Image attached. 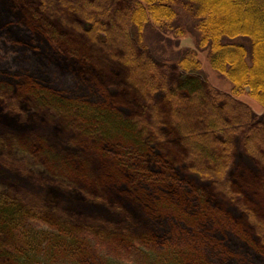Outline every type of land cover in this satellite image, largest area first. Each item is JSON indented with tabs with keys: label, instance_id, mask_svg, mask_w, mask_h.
<instances>
[{
	"label": "rangeland",
	"instance_id": "rangeland-1",
	"mask_svg": "<svg viewBox=\"0 0 264 264\" xmlns=\"http://www.w3.org/2000/svg\"><path fill=\"white\" fill-rule=\"evenodd\" d=\"M9 1L13 7L14 0ZM14 9L12 26L0 24L2 49L30 48L22 54L33 57L27 56L28 67L37 64L35 53L47 52L44 60L52 63L56 52L69 60L63 67L74 74L61 84L51 83L63 99L60 112L37 106L26 90L30 82L23 84L28 75L14 71L18 74L1 81L0 70V195L19 194L23 203L22 212L9 223L7 239L0 242V264H264V238L241 210L244 205L259 212L261 217L254 215L263 220L264 232V197L254 185L263 173L243 144L236 141L229 172L228 188L237 192L231 200L184 163H170L159 143L151 142L145 150L139 140L119 134L124 132L120 120L141 112L143 105L127 82L128 69L110 46L98 49L87 36L95 46L91 48L77 39L76 44L94 55L82 61L65 54V46L47 32L39 38L25 10ZM181 13L185 38L153 27L145 31V44L159 65L172 63L170 81L180 75L175 66L179 54L196 47L198 39L197 22ZM17 23L25 31L22 41L9 32ZM76 23L85 30L90 26ZM236 41L249 46L245 39ZM207 53H199L202 76L230 91ZM162 96L159 92L154 98L161 102ZM241 98L253 110V119L264 122L263 108ZM99 117L104 140L87 123V118ZM168 140L164 136L161 145ZM33 205L41 210L40 217Z\"/></svg>",
	"mask_w": 264,
	"mask_h": 264
},
{
	"label": "trees",
	"instance_id": "trees-1",
	"mask_svg": "<svg viewBox=\"0 0 264 264\" xmlns=\"http://www.w3.org/2000/svg\"><path fill=\"white\" fill-rule=\"evenodd\" d=\"M7 1L0 0V24L12 26L9 18L17 15L14 8L24 9L26 20L35 24L39 38L47 32L65 46V54L80 56L82 61L94 56L91 50L76 44L78 39L95 48L88 37L98 49L111 47L128 69L127 82L143 105L141 112H132L120 120L124 132L119 134L139 140L145 150L151 142L159 143L170 163H184L190 172L211 181L217 193L223 191L231 200H235L237 192L228 188L229 172L236 141H240L262 170L263 178L254 185L264 197V122L253 119V110L241 98L249 97L264 110V0H39L41 9L36 6L37 0H14V8ZM181 11L197 22L198 39L196 47L179 54L175 66L180 75L170 81L167 72L172 63L159 65L145 44V31L153 27L176 39L185 38L188 30ZM69 14L73 15L70 22ZM77 20L89 23V28L79 27ZM9 32L18 41L25 34L19 23ZM74 33L77 35L73 37ZM239 39L248 41L249 46L236 41ZM2 43L0 38L1 81L11 74L28 75L23 84L30 82L26 90L37 106L61 112L64 108L59 104L63 99L51 83L61 84L66 75L74 74L71 67H63L69 60L53 52L52 64L44 60L49 58L46 51L43 56L38 52L35 56L40 67L32 64L31 68L26 59L31 54L22 55L30 48H13L12 58V51L2 49ZM201 51H208L212 69L230 83V91L216 88L202 76ZM159 92L163 95L161 102L154 98ZM118 106L122 105L114 107ZM87 123L89 131L98 133L103 140L107 138L100 117L87 118ZM162 134L169 139L164 145ZM21 204L19 194L0 195V242L7 239L9 223L22 212ZM36 207L33 205V210ZM26 208L28 212L31 209ZM37 210L35 214L40 217L42 212ZM241 210L254 232L264 238L263 220L254 215L255 212L261 217L260 213L244 205Z\"/></svg>",
	"mask_w": 264,
	"mask_h": 264
}]
</instances>
